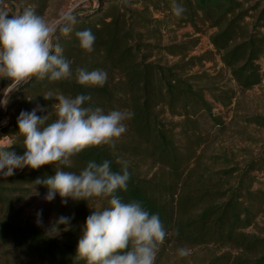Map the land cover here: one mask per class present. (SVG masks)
<instances>
[{
	"label": "trees",
	"instance_id": "trees-1",
	"mask_svg": "<svg viewBox=\"0 0 264 264\" xmlns=\"http://www.w3.org/2000/svg\"><path fill=\"white\" fill-rule=\"evenodd\" d=\"M4 1L17 5V14L32 8L44 18L51 0ZM175 6L183 9L179 16L173 12ZM159 13L163 16L155 15ZM73 14L76 23L72 30L56 32L53 37L72 74L59 81L33 77L16 85L10 106L19 114L40 105L44 110L37 115H48L50 123L56 119L55 96L83 94L91 97L84 106L100 107L105 113H130L122 140L87 147L70 158V166L61 165V170L79 173L90 160H109L111 169L120 171L117 158L127 161L128 188L118 190L117 195L124 202L139 201L150 214H158L170 240L193 246L231 245L243 251L232 261L223 263L215 258L212 264H264V236L246 232L264 205V181L262 188L253 189L258 176L264 178V149L243 168L212 172L191 167L203 141L200 118L222 124L214 108L229 106L235 95L233 90L214 87L207 72L192 70L217 54L242 91L262 83L264 67L259 61L264 58V0H89L78 5ZM170 23L191 25L195 33L205 26L214 29L210 35L213 50L192 55L198 37L161 44L162 27ZM84 29L95 36L91 52L80 47L75 35ZM161 51L175 60L153 59ZM81 68L104 70L105 84H78L77 69ZM46 93L54 97L45 100ZM164 113L179 120L167 121L162 118ZM251 121L264 126L260 116ZM6 136L12 143L9 149V145H0L5 150L18 155L26 151L17 119L0 124V139ZM55 170L53 164H46L0 177V244L38 264H85L75 252L85 218L96 210L93 197L88 201L70 198L64 204L57 218L70 217V227L65 231L64 225H59L58 234L50 230L57 218L47 229L21 219L19 203L35 192L47 191L35 184L37 177L54 175Z\"/></svg>",
	"mask_w": 264,
	"mask_h": 264
},
{
	"label": "clouds",
	"instance_id": "clouds-1",
	"mask_svg": "<svg viewBox=\"0 0 264 264\" xmlns=\"http://www.w3.org/2000/svg\"><path fill=\"white\" fill-rule=\"evenodd\" d=\"M183 9L173 8L179 16ZM76 23L71 9L63 11L54 22H46L32 8L9 16L0 10V80H10L13 87L0 90V107L7 105L15 86L31 80L59 81L72 73L70 63L58 44L53 43L56 32L67 34ZM82 49L91 52L95 40L90 29L75 33ZM107 80L104 70L77 69L76 81L80 85L102 87ZM43 94L45 100L53 98ZM56 119L48 123V115L37 105L30 111L21 110L17 117L18 132L23 136L26 149L22 155L0 146V177H10L14 170L29 167L38 169L53 164L54 175L37 177L35 184L47 188L44 200L51 202L57 195L62 204L67 198L87 200L106 197L108 206L92 211L84 221L77 241L75 256L85 264H155L156 250L163 242L166 231L158 214H150L139 201L124 202L117 191H126L130 173L128 162L117 158L120 171H113L111 161L87 162L79 173L61 170L70 166V158L85 148L109 144L125 132L123 121L131 114L119 110L107 113L100 107L84 106L88 95L54 97ZM11 145L8 146V149ZM37 224L41 210L36 213ZM70 217L59 216L50 230L58 234L59 225L70 227ZM181 257L190 254L186 248L177 250Z\"/></svg>",
	"mask_w": 264,
	"mask_h": 264
},
{
	"label": "rangeland",
	"instance_id": "rangeland-1",
	"mask_svg": "<svg viewBox=\"0 0 264 264\" xmlns=\"http://www.w3.org/2000/svg\"><path fill=\"white\" fill-rule=\"evenodd\" d=\"M89 0H51L50 7L44 19L46 22H54L59 15L68 9L72 11L81 4L88 3ZM0 10H7L9 16L17 14L16 7L11 6L4 0H0ZM156 16H163L160 13ZM200 33H195V29L191 25H174L169 24L167 27H162V33L159 35V42L163 45L176 41L188 40L192 37L199 38V44L192 52V55H201L206 51L213 50L210 43V35L215 31L207 26L202 27ZM220 56L214 54L211 60L204 63V66L195 67L192 72H207L212 76L213 86L221 90H233L235 95L229 106L223 107L216 105L214 112L216 116L223 122L217 124L211 118L202 116L201 134L203 141L201 146L197 149L198 159L192 163L191 167L199 169L200 171L209 168L210 171H219L235 166L244 167L256 155L264 149V126L255 124L252 120L255 116L264 118V81L252 89L242 91L237 87L236 82L232 79L231 73L227 70L221 62ZM155 60L162 62H173L171 56L164 52L156 53L153 57ZM259 63L264 67V58H261ZM10 80H0V90L5 87H13L9 84ZM4 83H8L7 86ZM2 96V92H0ZM209 99L211 95H208ZM9 101V100H8ZM11 107V108H10ZM18 112L14 105L7 103L6 106L0 107V120H16ZM162 118L170 121L174 119L178 121L179 118H172L168 113H164ZM125 125V120L123 121ZM123 133L114 140H122ZM29 167L23 169H16L15 171L27 170ZM208 170V172H210ZM143 171L147 172V166H143ZM214 174V173H213ZM256 175V173H254ZM257 182L253 184V189L262 188L264 178L260 174ZM213 182V181H212ZM209 182V183H212ZM208 183V182H204ZM47 191H38L23 199L18 207L22 209L21 219L24 223L37 224L36 213L41 210L40 220L38 225L40 228L47 229L51 226L58 214L62 213L64 204L61 198L57 195L51 202L44 200V195ZM70 198H67V202ZM96 210H102L108 206L105 197H93ZM261 213L256 217L254 224L246 229L247 233L264 236V205ZM1 216V213H0ZM186 248L190 254L181 257L177 254V250ZM243 254L231 245H187L181 244L175 240H170L168 235L162 243L158 245L156 250L155 264H212L215 258H220V262L226 263L232 261L236 256ZM0 264H38L32 260L18 255L13 248L0 244Z\"/></svg>",
	"mask_w": 264,
	"mask_h": 264
},
{
	"label": "built area",
	"instance_id": "built-area-1",
	"mask_svg": "<svg viewBox=\"0 0 264 264\" xmlns=\"http://www.w3.org/2000/svg\"><path fill=\"white\" fill-rule=\"evenodd\" d=\"M0 124L1 125L8 124V120L2 119L0 120ZM11 143H12V140L8 136L0 139V145H10Z\"/></svg>",
	"mask_w": 264,
	"mask_h": 264
}]
</instances>
